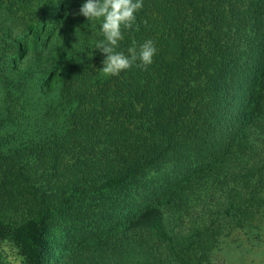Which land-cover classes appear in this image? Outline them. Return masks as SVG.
Returning a JSON list of instances; mask_svg holds the SVG:
<instances>
[{
  "label": "trees",
  "instance_id": "obj_1",
  "mask_svg": "<svg viewBox=\"0 0 264 264\" xmlns=\"http://www.w3.org/2000/svg\"><path fill=\"white\" fill-rule=\"evenodd\" d=\"M76 2L0 0L19 17L0 47V184L36 187L47 169L35 194L50 205L1 221L0 237L24 264H210L264 218V0H143L117 51L151 39L153 63L112 77ZM33 120L63 125L28 142L1 132ZM77 196L90 216L69 245L51 211Z\"/></svg>",
  "mask_w": 264,
  "mask_h": 264
},
{
  "label": "rangeland",
  "instance_id": "obj_2",
  "mask_svg": "<svg viewBox=\"0 0 264 264\" xmlns=\"http://www.w3.org/2000/svg\"><path fill=\"white\" fill-rule=\"evenodd\" d=\"M84 2L85 0H79V2L74 4L72 10H70L71 13L69 15L73 17L75 22L78 21L81 23L85 20L83 18L80 19L77 15L79 8ZM46 4H49V2ZM1 9L2 8H0V47H5L6 49L4 31L13 24H18L19 17L16 18L12 14H6ZM50 9L51 14L54 9ZM72 27H74V25ZM2 85V81H0V90H2ZM44 108L45 107H41L40 105L34 113L39 114ZM38 121L39 120H33V124L25 125L23 126L24 128L5 127L1 129V132L4 133L9 130L15 132L18 130V132H21L19 134L20 140L28 142L33 136H36L37 132L43 133L49 130L50 133L52 130L63 125L62 122H59L58 125L55 122L39 124ZM72 162L68 161L70 165ZM47 172V169H41L36 174L34 172L31 176L38 175L41 181L37 180L33 182L32 186H36L37 188L47 186L46 180L44 179ZM12 176L14 175L12 174ZM15 178L16 182L13 180L7 186L3 183L0 184V222L5 221L6 223H11L25 218L29 210L28 208L31 206L44 208L47 205L50 207L48 203L43 202L42 198L36 196V187H31V185L21 186V184L17 182L19 177L16 176ZM50 186H53L52 183ZM88 211V203L84 201L81 196L75 197L69 205L53 208L51 214L55 216V221L51 235L66 244L73 245L74 241L77 242L76 238H80L81 236V233L77 231L83 224V220L90 216V212ZM262 220L260 227L253 230L252 233L248 229L236 227L229 236H224L219 242L216 250L211 254L210 264H264V218ZM88 228L89 225L86 224L85 231L83 232L84 234L88 232ZM22 250L21 245L16 241L14 235L0 237V255L7 261V264H24Z\"/></svg>",
  "mask_w": 264,
  "mask_h": 264
},
{
  "label": "clouds",
  "instance_id": "obj_3",
  "mask_svg": "<svg viewBox=\"0 0 264 264\" xmlns=\"http://www.w3.org/2000/svg\"><path fill=\"white\" fill-rule=\"evenodd\" d=\"M143 7V0H85L77 15H82L89 22L98 21L103 39L95 49L104 54L103 67L100 69L105 77L119 76L121 72L132 67L146 71L153 63L157 53L155 42L151 39L137 47L133 40L127 54L117 51L119 42L124 39V31H139L136 13ZM142 23L147 26L145 19Z\"/></svg>",
  "mask_w": 264,
  "mask_h": 264
}]
</instances>
